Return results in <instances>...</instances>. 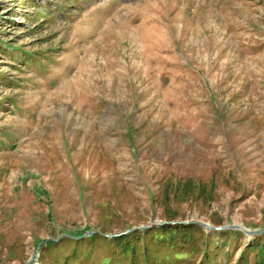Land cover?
Wrapping results in <instances>:
<instances>
[{"label": "rangeland", "instance_id": "obj_1", "mask_svg": "<svg viewBox=\"0 0 264 264\" xmlns=\"http://www.w3.org/2000/svg\"><path fill=\"white\" fill-rule=\"evenodd\" d=\"M240 228L264 0H0V264H264Z\"/></svg>", "mask_w": 264, "mask_h": 264}, {"label": "water", "instance_id": "obj_2", "mask_svg": "<svg viewBox=\"0 0 264 264\" xmlns=\"http://www.w3.org/2000/svg\"><path fill=\"white\" fill-rule=\"evenodd\" d=\"M201 226H204L206 230H218V228H213V227H210L208 226L207 224H203V223H199ZM241 229V228H240ZM133 230V229H132ZM244 233H246L247 235L249 236H255V235H258V234H264V230H261V231H247V230H244V229H241ZM90 234V233H89Z\"/></svg>", "mask_w": 264, "mask_h": 264}, {"label": "trees", "instance_id": "obj_3", "mask_svg": "<svg viewBox=\"0 0 264 264\" xmlns=\"http://www.w3.org/2000/svg\"><path fill=\"white\" fill-rule=\"evenodd\" d=\"M127 236H124V237H121V238H126ZM117 239H119V238H115L114 240H117ZM128 242V241H127Z\"/></svg>", "mask_w": 264, "mask_h": 264}]
</instances>
